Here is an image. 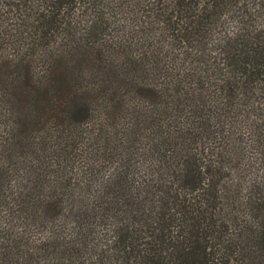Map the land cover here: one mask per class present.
Segmentation results:
<instances>
[{
	"label": "trees",
	"instance_id": "16d2710c",
	"mask_svg": "<svg viewBox=\"0 0 264 264\" xmlns=\"http://www.w3.org/2000/svg\"><path fill=\"white\" fill-rule=\"evenodd\" d=\"M3 45L0 264H264L218 119L264 165V0H0Z\"/></svg>",
	"mask_w": 264,
	"mask_h": 264
},
{
	"label": "rangeland",
	"instance_id": "374dc122",
	"mask_svg": "<svg viewBox=\"0 0 264 264\" xmlns=\"http://www.w3.org/2000/svg\"><path fill=\"white\" fill-rule=\"evenodd\" d=\"M5 51L13 53L12 47H10L9 45H3L2 47H0V52L4 53ZM218 119L225 121V123L227 124L231 139H239V151H234L233 157L231 156L232 154L229 155L230 158L227 157V159L229 158L227 164H229L232 169V171H230L229 173L228 179L240 176L239 174L245 172L246 163H248V165H253V167L257 166L256 173H258L259 176L264 175V165H261L263 163L259 164L260 161L258 162L257 150L249 144V134L244 124V119H242V117L240 116L236 118L235 115L232 114L221 116L218 115ZM232 151L233 150H230L229 152L231 153ZM248 170L247 173H244V176L246 174V176L244 177L245 180L246 178L253 176V174H251L252 170Z\"/></svg>",
	"mask_w": 264,
	"mask_h": 264
}]
</instances>
